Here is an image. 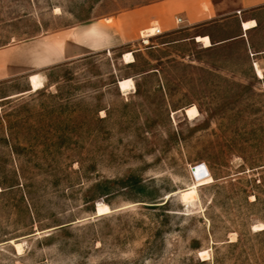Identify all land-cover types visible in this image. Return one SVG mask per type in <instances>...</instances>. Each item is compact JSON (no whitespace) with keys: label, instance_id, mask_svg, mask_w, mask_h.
I'll use <instances>...</instances> for the list:
<instances>
[{"label":"rangeland","instance_id":"1","mask_svg":"<svg viewBox=\"0 0 264 264\" xmlns=\"http://www.w3.org/2000/svg\"><path fill=\"white\" fill-rule=\"evenodd\" d=\"M159 1L0 0V55L32 66L0 82V264H264V55L139 33L65 58ZM201 163L214 181L188 204Z\"/></svg>","mask_w":264,"mask_h":264},{"label":"crops","instance_id":"2","mask_svg":"<svg viewBox=\"0 0 264 264\" xmlns=\"http://www.w3.org/2000/svg\"><path fill=\"white\" fill-rule=\"evenodd\" d=\"M263 18L264 0H161L120 14L118 29H112L109 24L95 23L91 25L87 36H90L92 42H88V45L75 47L65 53V58L89 56L91 53L106 51L109 48L126 46L136 42L139 37L138 34L153 23L157 24L161 31V35L154 37L169 39L166 42L168 46L188 42L200 44L205 49H212L216 46L241 41L250 56L254 58L264 55V51L253 49L252 42V36L259 32L260 22ZM233 21H235L234 35L215 40L214 28ZM251 22H255V25L251 26L250 29H245L244 25ZM180 34L185 35L180 39H172V37ZM199 37H208L212 46L204 47L202 42L198 41ZM53 63V61L43 62L40 67L46 68ZM255 64L264 72L260 64L254 61L252 67L256 73ZM31 67L30 65L18 64L15 54L1 52L0 82L28 74Z\"/></svg>","mask_w":264,"mask_h":264},{"label":"bare ground","instance_id":"3","mask_svg":"<svg viewBox=\"0 0 264 264\" xmlns=\"http://www.w3.org/2000/svg\"><path fill=\"white\" fill-rule=\"evenodd\" d=\"M254 25H255V22H251V23L245 24L244 28L250 29L251 26H254ZM155 31H156V29H154V28L150 29L151 33H154ZM198 41H201L205 47H211L212 46L210 39L208 37H205V38L199 37ZM125 57H126V59L127 58L132 59V54L128 53ZM255 67H256L257 73L259 75L258 77L263 78V72L260 70L259 67H257L256 64H255ZM119 87L124 92H128V90H130V89H135L132 79L120 81ZM187 114L190 117H194L195 115L198 114V112H197L196 108H190L187 110ZM191 174H192V176H194L195 182L189 188L184 190V192L181 194L183 201L187 202L188 204L193 203V201L195 202V200L198 196L197 191H196L198 187L205 185V184L206 185L210 184L214 181L213 177L209 173V170H208L206 164H204V163H201L200 165H197V166L191 168ZM107 211H109V208L105 205H99L97 208L98 214H103L104 212H107ZM15 246H16L18 251L21 250L20 244H15Z\"/></svg>","mask_w":264,"mask_h":264},{"label":"built area","instance_id":"4","mask_svg":"<svg viewBox=\"0 0 264 264\" xmlns=\"http://www.w3.org/2000/svg\"><path fill=\"white\" fill-rule=\"evenodd\" d=\"M142 34H144V36L141 38L142 42L148 43L152 37L161 35V31L160 29L156 28V31L151 33L150 29H146L142 32Z\"/></svg>","mask_w":264,"mask_h":264}]
</instances>
